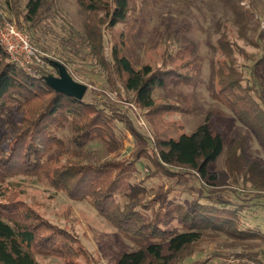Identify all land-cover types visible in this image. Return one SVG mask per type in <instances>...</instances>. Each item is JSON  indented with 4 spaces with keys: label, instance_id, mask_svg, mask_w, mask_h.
Instances as JSON below:
<instances>
[{
    "label": "trees",
    "instance_id": "obj_1",
    "mask_svg": "<svg viewBox=\"0 0 264 264\" xmlns=\"http://www.w3.org/2000/svg\"><path fill=\"white\" fill-rule=\"evenodd\" d=\"M22 1L6 0L21 28L26 25L37 33V27L52 10L53 0H25L23 8ZM148 1L77 0V3L86 13L85 44L90 55L107 73L109 85L114 88L121 85L131 96V102L145 111L154 131L153 142L109 105L80 102L49 87L41 76L56 73L54 59L43 57L49 67L41 68L36 75L12 62L0 45V123H8V131L0 138V264H39L37 256L79 264L80 258L89 257L74 234L17 200L19 194L8 181L20 176L31 177L64 193L72 201L87 202L101 218L137 246L134 252L115 256L114 264H179L192 256L194 245L209 229L240 239L264 240V233L242 228L244 194L248 197L264 194V165L250 158L247 137L239 135L229 146L226 171L213 172V163L224 152L223 136L216 126L229 129L234 122L221 110L214 109L209 122L188 134L178 122H167L165 116L193 111L189 103L192 98H183L184 103L187 102L184 108L154 98L156 89L165 88L174 81L191 85L198 79L201 61L196 57L194 44L182 37L176 54H165L162 66L157 68L146 64L137 69L126 55L130 42L141 28V4ZM222 1L238 23L246 22L253 14L241 5L243 0ZM117 27L121 30L114 37L108 60L104 32H113ZM258 38L262 41L260 56L246 54L226 36L218 40L217 48L224 60L213 66L217 89L212 91V96L254 131L264 145V95L258 93L255 97L256 89L243 84L234 56L236 48L237 53L254 63L252 74L256 75L264 66V30ZM34 39L39 45L41 38ZM59 59L68 66L73 64L64 55ZM117 91L121 95V91ZM12 109L22 115L20 121L16 122L12 114L6 118ZM114 122L125 125L138 144V150L130 159L98 164L84 162L81 149L87 144L94 140L112 142ZM66 127L71 131V141L77 151L61 164L46 155L54 146L64 149V141L55 132ZM142 158L154 165L152 176L158 172L178 179L195 175L203 183L204 191L189 207L174 202L166 204L163 198L161 206L155 210L152 204L144 201L145 190L130 182ZM229 177L234 184H239L242 178L251 188L240 190L227 183ZM119 197L125 201L121 202ZM174 220L187 231L169 230Z\"/></svg>",
    "mask_w": 264,
    "mask_h": 264
},
{
    "label": "rangeland",
    "instance_id": "obj_2",
    "mask_svg": "<svg viewBox=\"0 0 264 264\" xmlns=\"http://www.w3.org/2000/svg\"><path fill=\"white\" fill-rule=\"evenodd\" d=\"M24 3L25 0L22 1V8ZM53 3L50 14L37 27V33L26 25L22 28L28 32L39 53L44 58H52L65 65L76 82L88 87L82 102L109 105L132 122L140 134L153 142L154 131L146 119L145 111L131 102V96L121 85H117V89L109 85L107 73L99 61L90 55L85 44L86 13L77 0H53ZM241 5L250 9L253 14L249 15L246 22L238 23L235 15L222 0H149L146 4H141V28L126 50V55L137 69L146 64L157 68L162 66L165 54H176L178 41L182 37L194 44L196 57L201 61L198 79L191 85L174 81L165 88L156 89L154 98L180 105L182 108L187 103H184L186 100L183 98H192L189 103L193 111L170 113L165 116L167 122H178L188 134H193L201 125L209 122L213 118L214 109L221 110L234 122V126L229 129L216 126L223 136L224 152L213 163V172L226 171L229 146L239 135L247 137L250 158L264 165V145L256 133L212 96V91L217 89L213 66L224 60L217 48L220 38L226 36L248 55L262 54V41L258 36L264 30V0H243ZM4 19L21 28L19 21L10 11V5L6 0H0V21L3 22ZM20 22L23 24L22 20ZM120 30L121 27H117L113 32H104L105 56L108 60L114 37ZM34 37L41 38L39 45ZM235 49V65L242 73L243 84L256 89L255 97L258 93L264 95V66L253 75L254 63ZM60 55L70 58L73 64L66 65L59 59ZM48 67V64L35 66L30 73L39 75L41 68ZM50 76L57 77L58 71ZM117 90L121 91V95H118ZM11 114L16 122L20 121L22 115L14 109L7 112L6 118ZM112 128L114 138L110 144L94 140L81 149L84 162L98 164L132 158V154L139 147L133 136L125 125L119 122L112 123ZM6 131L8 123H0V138ZM55 133L64 141L65 147L61 149L54 146L46 158L52 157L63 164L67 156L77 149L71 141L69 127ZM154 172V165L148 159L142 158L137 163V170L130 182L145 190L144 201L146 204H152L155 210L161 206L163 198L166 204L174 202L189 207L204 191L203 183L195 175L178 179L160 172L152 176ZM8 182L12 184L13 191L19 194L17 200L32 207L54 225L70 231L80 240L91 259L84 256L79 259V264H114L115 256L119 253L137 250V246L101 218L87 202L72 201L64 193L56 192L31 177L20 176ZM227 183H232L240 190L251 188L250 184H244L242 178L239 184H234L229 177ZM240 193L243 194L242 191ZM243 197L246 198V205L241 208L242 228L264 233V194L258 197H248L244 194ZM155 199L156 202L153 201ZM118 200L124 202L125 198L119 197ZM148 214L150 215L149 212ZM168 229L187 231L175 220L171 221ZM37 260L39 264H65L63 260L54 257L37 256ZM261 260L264 261V240L240 239L220 230L209 229L203 232L202 238L194 245L192 256L179 264H259Z\"/></svg>",
    "mask_w": 264,
    "mask_h": 264
},
{
    "label": "built area",
    "instance_id": "obj_3",
    "mask_svg": "<svg viewBox=\"0 0 264 264\" xmlns=\"http://www.w3.org/2000/svg\"><path fill=\"white\" fill-rule=\"evenodd\" d=\"M0 45L9 59L25 71L31 72L33 67L47 64L28 32L5 19L0 21Z\"/></svg>",
    "mask_w": 264,
    "mask_h": 264
},
{
    "label": "water",
    "instance_id": "obj_4",
    "mask_svg": "<svg viewBox=\"0 0 264 264\" xmlns=\"http://www.w3.org/2000/svg\"><path fill=\"white\" fill-rule=\"evenodd\" d=\"M58 76H46L44 81L46 84L58 93L64 94L77 101L82 102L88 90L84 84L76 82L69 74L65 65L56 62Z\"/></svg>",
    "mask_w": 264,
    "mask_h": 264
}]
</instances>
